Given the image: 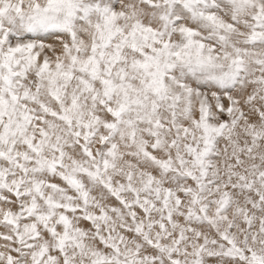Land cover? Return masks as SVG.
Listing matches in <instances>:
<instances>
[{"label":"snow or ice","instance_id":"snow-or-ice-1","mask_svg":"<svg viewBox=\"0 0 264 264\" xmlns=\"http://www.w3.org/2000/svg\"><path fill=\"white\" fill-rule=\"evenodd\" d=\"M0 264H264V0H0Z\"/></svg>","mask_w":264,"mask_h":264},{"label":"rangeland","instance_id":"rangeland-1","mask_svg":"<svg viewBox=\"0 0 264 264\" xmlns=\"http://www.w3.org/2000/svg\"><path fill=\"white\" fill-rule=\"evenodd\" d=\"M4 242L2 240H0V244H3Z\"/></svg>","mask_w":264,"mask_h":264}]
</instances>
